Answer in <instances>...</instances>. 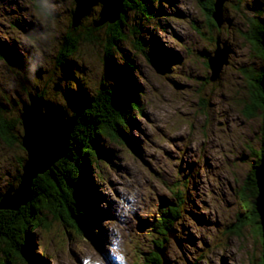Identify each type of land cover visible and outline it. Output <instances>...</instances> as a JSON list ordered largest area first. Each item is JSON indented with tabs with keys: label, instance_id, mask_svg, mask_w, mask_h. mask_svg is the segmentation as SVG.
<instances>
[{
	"label": "rangeland",
	"instance_id": "1",
	"mask_svg": "<svg viewBox=\"0 0 264 264\" xmlns=\"http://www.w3.org/2000/svg\"><path fill=\"white\" fill-rule=\"evenodd\" d=\"M211 2L132 0L116 49L105 56L106 38L117 28L109 24L114 23L99 26L94 39L85 38L99 19L101 3L75 29V0H0V103L6 120L20 118L34 90L70 112L65 86L82 88L89 96L103 85L116 87L115 74L106 66L111 62L132 66L125 69L129 76L123 84L127 90L133 86L143 109L141 116L133 111L126 139L101 137L111 160L99 156L90 166L91 229L84 233L67 225L58 206L44 211L46 228L31 236L42 264H85L88 257L116 264L112 237L126 242L128 264H148L163 242V264L262 261V234L238 218L245 213L240 192L264 141L263 111L251 104L249 85L264 67L249 37L261 27L257 20L264 23V0H227L220 26L212 16L208 21L204 5ZM72 30V37L82 39L69 53L61 43ZM218 43L231 52L213 81L208 58ZM66 55L73 65L69 78L58 64ZM19 131L13 133L18 139L12 134L0 138V194L8 187L14 194L20 186L27 152ZM174 202L178 215L165 237L156 222L163 223L161 210Z\"/></svg>",
	"mask_w": 264,
	"mask_h": 264
},
{
	"label": "trees",
	"instance_id": "2",
	"mask_svg": "<svg viewBox=\"0 0 264 264\" xmlns=\"http://www.w3.org/2000/svg\"><path fill=\"white\" fill-rule=\"evenodd\" d=\"M131 1H124V13L116 23L109 24L111 29L117 28L116 31L110 32L106 38L105 56L112 55V52L116 49L114 44L119 40L117 36L121 35L119 31L125 25L127 19L125 12H127V7ZM209 5H204V9L208 15V21L211 23L214 0ZM254 22L251 21V26L257 23L258 26L261 24V27L253 35L249 34V37L253 38L258 48L263 51L264 58V49L260 43V37L264 33V23L258 20L256 23ZM98 29H100L99 26L96 27L94 24H91L90 28H87L88 31L85 32V38L89 40L94 39V31ZM74 31L72 30L71 33L65 35L61 43L62 48L69 53L76 51L80 39H82L80 35L78 36L79 40L72 37L71 35ZM64 60L65 62L60 61L58 64L64 68V72L66 71L65 78L72 77V62L67 58V55ZM114 63L111 62L106 66L110 73L114 72L115 74V83L118 84L116 87H112L114 85H111V87L103 85L96 95L89 96L82 88L78 90L77 88L65 86L64 93L66 94L65 97L67 105L70 107V112H68L67 106L49 102L53 107L67 110L68 117L75 119L74 130L70 136L68 156L65 159H61V162H56L49 171L33 180L31 200L26 206H21L18 210L0 209V243H4V246L0 244V251L3 254L0 264H15L17 260H22L25 264H42L43 257H38L34 254V240L31 236L35 230L46 228L45 223H43L44 218H46L44 211H50L54 206H58L65 214L67 219L64 222L67 225L75 226L80 232L85 228L91 229L90 223L92 220L88 214L90 212L87 213L88 204L90 208L88 194L92 191L93 186L90 166L97 163L96 159L99 156H104L108 161L111 160L109 152L104 150L100 145V141H102L101 137L109 139L123 137L126 139L133 123L132 119H134L135 115L133 111L136 112L137 116L143 114V109L136 98L137 93L131 91L133 86L127 85V90L123 84L129 76L125 69H131L132 66L129 63L125 66ZM263 69L264 67L259 74L254 76L249 85L251 86L253 106L254 108H261L264 116V94L260 85ZM36 91L34 90L35 93L39 94ZM39 95L44 102H48L41 94ZM254 98L257 102L254 101ZM4 107L0 103V138L6 140L12 134V138L18 139L16 137L18 136L17 133L15 134L16 136L13 133L18 127L20 129V136H22L21 119L17 117L16 119H10V121L6 120L2 114L5 111ZM14 124L21 125L14 127ZM262 146L258 151V156L260 157H258V160L253 165L252 171L249 172L247 186L240 192L242 207L245 213L241 212V219L238 218L242 226L247 224L252 225L255 228L254 230H257L261 234L262 226L255 204L258 189L254 166L259 164L261 157L264 156V141ZM96 174L98 177H101L99 172ZM9 189V187L6 188V192L0 194V202ZM177 196L179 197V195ZM178 206V203L174 202L173 204H167L161 210L160 216L163 223H160L158 220L156 224L160 226L159 231L164 232L165 237L171 233L172 220L177 218ZM59 214L61 215L60 212ZM85 214L88 219L87 221L84 219ZM87 223L89 224V228ZM231 231L237 233L240 229H233ZM165 244L163 242L157 251L152 252L151 258L148 259V264H163L164 258L161 256L160 250L163 249ZM261 260L259 264H264L263 257H261Z\"/></svg>",
	"mask_w": 264,
	"mask_h": 264
},
{
	"label": "water",
	"instance_id": "3",
	"mask_svg": "<svg viewBox=\"0 0 264 264\" xmlns=\"http://www.w3.org/2000/svg\"><path fill=\"white\" fill-rule=\"evenodd\" d=\"M124 1L75 0L76 6L72 12L71 26L77 28L81 25L84 18L93 14V7L99 3H102L103 6L99 13V19L94 25L98 27L105 23H115L124 11ZM226 1L216 0L214 3L212 17L219 26L224 22L223 7ZM260 43L264 49V33L260 37ZM223 46L218 43L214 54L208 58V64L212 70L210 79L213 81L220 77L223 65L229 61L231 50L226 44ZM260 85L264 94V69ZM54 90L58 91L59 86L56 85ZM20 119L23 125L22 145L27 152V157L19 188L15 189L14 194L8 191L2 197L0 208L5 210H18L22 205L27 204L31 200L33 179L50 170L59 159L68 156L70 136L75 126V119L68 117L67 110L53 107L51 103L44 102L37 93L31 94L29 102L23 105ZM254 171L258 189L255 204L262 226L264 248V157L254 167Z\"/></svg>",
	"mask_w": 264,
	"mask_h": 264
},
{
	"label": "clouds",
	"instance_id": "4",
	"mask_svg": "<svg viewBox=\"0 0 264 264\" xmlns=\"http://www.w3.org/2000/svg\"><path fill=\"white\" fill-rule=\"evenodd\" d=\"M128 249L126 246V242L121 240L117 242L115 238L112 237V243L110 245V254L113 256L116 264H128ZM85 264H104L101 259H92L88 257L85 260Z\"/></svg>",
	"mask_w": 264,
	"mask_h": 264
},
{
	"label": "flooded vegetation",
	"instance_id": "5",
	"mask_svg": "<svg viewBox=\"0 0 264 264\" xmlns=\"http://www.w3.org/2000/svg\"><path fill=\"white\" fill-rule=\"evenodd\" d=\"M206 9H208V8H206ZM258 50L260 51V54H262V58H263V51H261L259 48H258ZM252 80H253V78H252ZM252 86H253V82H252ZM251 87V86H250ZM254 101H256L257 102V100L254 98ZM252 105H254V103L252 102L251 103ZM256 104V103H255Z\"/></svg>",
	"mask_w": 264,
	"mask_h": 264
},
{
	"label": "bare ground",
	"instance_id": "6",
	"mask_svg": "<svg viewBox=\"0 0 264 264\" xmlns=\"http://www.w3.org/2000/svg\"><path fill=\"white\" fill-rule=\"evenodd\" d=\"M202 2V1H201ZM102 4V3H101ZM99 5V4H98ZM103 6V5H102ZM124 13V11L121 13V15ZM120 15V16H121ZM216 50V49H215ZM121 95V94H120ZM51 102H53V101H51ZM264 157V156H263ZM40 175V174H39ZM33 182V181H32ZM163 258H164V255H161Z\"/></svg>",
	"mask_w": 264,
	"mask_h": 264
}]
</instances>
